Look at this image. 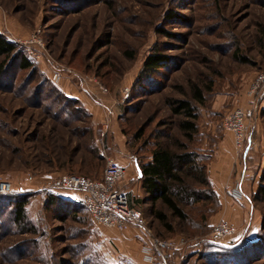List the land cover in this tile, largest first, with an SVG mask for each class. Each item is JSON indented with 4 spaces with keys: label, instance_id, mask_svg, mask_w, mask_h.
I'll list each match as a JSON object with an SVG mask.
<instances>
[{
    "label": "rangeland",
    "instance_id": "obj_1",
    "mask_svg": "<svg viewBox=\"0 0 264 264\" xmlns=\"http://www.w3.org/2000/svg\"><path fill=\"white\" fill-rule=\"evenodd\" d=\"M0 12L11 21L0 24L10 38L39 29L43 41L42 57L30 58L37 74L13 66L6 78L12 89L0 86V178L10 181L16 193L28 194L29 220L24 230L9 227L0 210V264H145L135 248L123 246L122 232L95 224L84 209L67 212L49 198L57 194L53 185L62 173L100 176L104 156L146 157L152 143L166 141L168 132L186 141L177 127L183 117L174 115L169 98L196 105L198 142L191 146L198 145L206 155L229 132L223 122L232 109L253 110L244 148L236 149L240 172L249 176L243 179L244 199L239 201L244 210L240 229L245 231L237 230L233 240L210 239L213 225L200 219L206 212L201 203L186 207L194 222L170 218L168 231L150 216L148 204L137 205L143 192L131 198L153 235L188 239L170 264H231L238 258L233 248L238 241L264 242V200L249 201L258 184H264V88L251 92L256 78L264 76L263 0H0ZM169 12L179 16L169 18ZM160 27L173 35L158 32ZM154 48L169 55L168 66L143 82L145 89L133 90ZM54 71L68 79L69 88L50 80ZM98 85L107 87L106 98L116 111L104 134L90 110L68 92L88 88L95 93ZM192 85L200 89L202 102L193 97ZM124 87L130 90L123 99ZM137 132L141 136L135 140Z\"/></svg>",
    "mask_w": 264,
    "mask_h": 264
},
{
    "label": "trees",
    "instance_id": "obj_2",
    "mask_svg": "<svg viewBox=\"0 0 264 264\" xmlns=\"http://www.w3.org/2000/svg\"><path fill=\"white\" fill-rule=\"evenodd\" d=\"M177 16L179 15L174 12L167 14L169 18ZM158 32L167 34L168 36L173 35L162 27L158 28ZM128 54L132 56L131 53ZM169 61V55L154 48L146 56L138 78L132 85V89L135 90L137 87L143 89L144 87L141 84L143 82L147 84L148 81L154 80V75L160 68H166ZM13 66H16L17 70H30L31 74H37L36 65H34L26 53V48L0 30V86L4 85L8 89H12V81H6V78ZM57 93L74 105H80L77 100L64 97L59 90ZM192 95L197 102L203 101L200 89L194 85H192ZM167 102L174 115L183 117L177 122V127L184 138H186V141H182L172 136L171 132H168L165 135L166 141L156 139L152 143V148L146 157H136L135 154H133V157L138 167L140 187L144 194V198L137 199V202L148 204L150 216L168 231H172L173 225L170 218L181 222H194L186 207L201 203L202 209L206 212L203 213L204 216H201L200 219L204 223H207L219 211L221 202L208 177V164L212 155L204 154L198 145L191 146V142H198V112L196 105L188 99L169 98ZM78 108V111L85 112V109L81 105ZM260 114L264 117V107L260 110ZM140 136L141 133L137 132L135 140L140 138ZM250 145L248 148L246 147V152L249 150ZM68 173L81 174L76 172ZM100 176L91 178H99ZM57 194L52 193L49 199L53 200L54 203L57 202L64 206L67 212L70 211L75 214L82 209L86 210L82 203L67 200ZM258 199L264 200L263 183L258 184L253 199H250V202ZM0 202H5L0 208L1 220L7 221V226L9 227L12 225L24 230L29 222L26 211L28 194L16 193L13 187L11 193L0 194ZM160 205L164 206L167 211ZM61 218L64 219L65 216ZM155 236L164 238L159 235ZM230 240H233V237L225 241ZM183 247L166 254L165 264H170L171 257ZM233 248H236L235 252H237L238 258L231 260V264H250L256 260L264 259V242L260 238L250 242L238 241ZM156 264L162 263L158 261Z\"/></svg>",
    "mask_w": 264,
    "mask_h": 264
},
{
    "label": "built area",
    "instance_id": "obj_3",
    "mask_svg": "<svg viewBox=\"0 0 264 264\" xmlns=\"http://www.w3.org/2000/svg\"><path fill=\"white\" fill-rule=\"evenodd\" d=\"M40 30L35 29L25 38H17L15 41L26 48L30 58L39 59L43 53V41L41 40ZM50 79L53 83L61 80V74L57 71L52 72ZM261 86L264 88V76L259 75L252 84L251 92H256ZM99 93L106 97L109 93L106 86L98 85ZM129 87L122 90V98L128 96ZM105 110L104 128H108L109 117L115 114V104L105 102L102 98H97ZM253 115L252 108L236 107L232 109L223 122V128L233 135L234 145L237 152L243 150L250 120ZM127 176L126 168L120 165L112 156H104V167L99 178H91L82 174L62 173L60 174L53 187L65 190L79 191L83 194L81 203L85 207L91 220L108 229L118 232H125L134 227L140 232L139 252L141 261L144 263H156L160 261L165 264L166 254L178 250L186 245L188 239L177 237L171 239L160 238L153 235L148 228L143 212L131 201L127 193L122 190L121 183ZM249 174L243 170L240 177L235 180L229 192L230 196L236 200L244 199L242 183ZM33 175L28 174L27 180L31 181ZM13 191L10 181L0 178V194H7ZM238 227L228 221L220 220L215 223L210 231L209 237L215 242L225 241L236 235Z\"/></svg>",
    "mask_w": 264,
    "mask_h": 264
},
{
    "label": "crops",
    "instance_id": "obj_4",
    "mask_svg": "<svg viewBox=\"0 0 264 264\" xmlns=\"http://www.w3.org/2000/svg\"><path fill=\"white\" fill-rule=\"evenodd\" d=\"M2 22L6 23L5 24L6 26H9L11 21L6 16H4V14L2 15L0 12V24H2ZM13 31L15 32L16 29L13 28ZM16 34L20 35L21 33L16 32ZM27 36L28 35L26 36L21 35V37H17V38L22 39ZM61 81L63 82L61 83L63 86H66L67 88H69L67 78H62ZM70 90H73V89H69L68 92L72 94H76L75 96L78 97L83 102V104L88 108V110H90V112L93 114V119L95 123L101 124L102 126L101 132L102 134H104L106 130L103 126L104 125L103 123L105 121L106 113L104 110V106L100 104L97 98H102L103 101L105 102V105L110 103L108 99L106 97H102L98 91L95 93H92L93 92L91 91L92 89H88V88L86 89L87 92L84 90H81L80 92L76 90L77 91L76 93V91L71 92ZM90 92L93 95H91ZM94 95L96 97H94ZM261 106L264 107V100L262 101ZM115 116H116V111L114 115H111L109 117V122ZM109 122L108 124L110 126ZM112 128L116 135V128L115 127H112ZM257 140L258 139H256L255 142H257ZM115 159L120 165L124 166L127 171L126 178L120 184L122 190H124L127 193L130 199L133 196H140L142 190H141L140 181H139V171H138V167H137V164L134 158L130 156L122 155L119 158L115 157ZM240 168L241 166L238 164L237 159H236V148L233 142V136L229 132H224V134L222 135V138L217 142L216 147L214 148L212 152V157L210 159V162L208 164V177L210 181L212 182V185L216 193L218 194L220 198V202H221V207L219 209V212L213 215L210 218V221L212 222V225H214L220 220L232 222L235 225H237L238 233L240 232V230L245 231L242 228L240 229L244 221V216H243L244 210H243V206L241 205V203L239 201L234 200L229 195V189L233 185L234 180L237 179V176L239 175V172H240ZM54 190H56L57 193L62 196V198L81 203L83 194L79 191L65 190V189H59V188H54ZM136 202H137V199H136ZM246 203L248 204V202ZM138 204L140 203L137 202V205ZM122 233L123 235H121L120 241L123 244V246L127 248H131V249L135 248L136 254L137 252L140 254L139 245H140L141 235H140L139 230L137 228L132 227ZM249 234H251V232H248V235ZM137 257H138V254H137ZM139 258L141 259L140 256ZM145 264H148V263H145ZM150 264H156V263H150Z\"/></svg>",
    "mask_w": 264,
    "mask_h": 264
}]
</instances>
